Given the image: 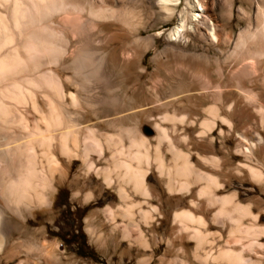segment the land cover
<instances>
[{
    "label": "rangeland",
    "instance_id": "rangeland-1",
    "mask_svg": "<svg viewBox=\"0 0 264 264\" xmlns=\"http://www.w3.org/2000/svg\"><path fill=\"white\" fill-rule=\"evenodd\" d=\"M83 1L94 8L115 9L122 14L121 17L126 16H123L126 21L122 24L105 19L81 29L87 12L79 14L65 4V8L62 5L63 8L56 7L49 16L45 14L51 22L49 25L45 23L41 31L51 35L57 44L55 56L68 62L79 48L78 36L83 35L85 38L94 36V45L86 48L100 49L104 59V64L99 66L93 57L82 58L77 68L61 72L59 88L63 96L53 93L51 100H63L70 118L77 128L82 129L83 136L86 134L84 128H95L102 134L115 136L118 127L113 121L120 117L127 118L124 123L127 128H132L137 122L139 136L150 142L152 157L157 136L151 129L155 123L165 124L160 125L161 128L175 139L181 152H190L195 167L217 180L221 188L214 192L215 197L223 199L235 195L233 202L247 209L250 217L242 216L239 219L240 228L231 233L240 214L216 216L218 202L198 199L199 185H193L189 194H169L166 180L158 176L153 163L145 177V185L152 195L149 203L157 207L159 213L150 214L146 219L135 211L128 216L105 213L107 207L116 211L121 205L115 177L106 188L103 180L95 177L92 171L86 175L87 166L82 161L83 148H80L71 166L60 158L68 175L56 189L52 212L48 213L43 207L36 209L34 220L24 224L23 233L11 235L5 255L0 256V264H17L26 258L38 261L36 252L45 242L55 244L61 264H228L223 257L227 250L240 257L239 264H264V89L259 82V73L252 68L254 64L262 68L264 77V56L250 59L247 55L264 50V40L259 43L252 41V34L264 27V8L257 11L247 0H178L168 17L157 0ZM196 1L204 7V13L198 23H189L188 19L185 20L188 16L187 4H195ZM260 1L264 5V0ZM0 10L3 11V8L0 7ZM181 21H184V27L177 38L170 39L171 31ZM203 22L212 28V35L218 42L211 39L212 43H209L210 36ZM55 25L58 28L59 25L71 27L73 31H68L67 36L60 35L54 30L57 29ZM65 37L71 41L67 42ZM227 55L235 57L240 84L250 90L255 100H246L244 94L238 95L231 87L227 79L229 63L223 62ZM216 58H219L223 70L222 80L218 79L215 71ZM78 71L88 75L82 77L85 87L90 80L86 95L102 98L101 110L95 112L91 106L88 108L80 102L77 83L73 84L71 80L73 75L76 78L79 76ZM255 79L258 82L251 85L250 82ZM218 87L225 92H222L220 103L214 100V91ZM168 100H174L169 112L177 111L178 117L193 119L196 125L188 128L176 123L174 133L169 123H160L164 110L158 105ZM209 108H214L216 115L226 120L231 129L218 119L212 132L199 139L197 134L202 131L199 124L204 118L211 120V116L203 113ZM30 113L27 112V120L33 126L38 118ZM133 135L132 131L127 133L123 150L129 148ZM183 136L189 139V149L176 142ZM239 142L243 150L235 154ZM162 143L164 162L171 165V155L166 152L167 144ZM132 148L129 150H136ZM90 150L87 162L92 163L96 171L109 168L110 163L105 160L110 158L111 152L103 150L100 158L95 149ZM197 156L214 157L219 164L217 167L205 166ZM250 171L254 172V177ZM182 178L179 179L184 180ZM127 195L130 199L128 203L142 201L129 189ZM190 201L203 207L191 218L186 216L180 223L175 221L176 214L189 210ZM251 225L253 231L246 239L245 231ZM43 230L47 232L43 234ZM90 230L102 237V244L90 237ZM139 234L142 235L141 241H137ZM28 245H32L34 250L26 256L23 250ZM11 254L16 256L13 263L9 262Z\"/></svg>",
    "mask_w": 264,
    "mask_h": 264
},
{
    "label": "bare ground",
    "instance_id": "bare-ground-1",
    "mask_svg": "<svg viewBox=\"0 0 264 264\" xmlns=\"http://www.w3.org/2000/svg\"><path fill=\"white\" fill-rule=\"evenodd\" d=\"M54 1L55 0H0V7L3 8V11L0 10V256L5 255L8 240H10L11 235L13 233L18 235L22 234L24 231V224L34 220L36 209L43 207L48 213L52 212L54 195L57 192L56 189L59 183H61V180H66L68 175L67 170L62 168L60 158H64L68 165L71 166L74 159L77 158L80 148H83L82 161L87 166L86 175L89 171H92L95 177L103 180L106 188H109L110 184L113 183V177H115V188L121 205L118 206L116 211L113 210L115 209L113 207H107L104 210L105 213L128 216L135 211L144 219L150 214L159 213L160 210L149 203L152 199V195L145 185V177L148 173L150 164L153 163L158 176L166 180L165 185L169 194H189L190 188L193 185H199L200 188L197 193L198 199L218 202L216 210L214 209V214L216 216H226L231 213L240 214L235 220V222L237 221L235 223V228L233 227L231 229V233H234L235 230L240 228L239 219L242 216L250 217L247 209L233 202L235 195L223 199L216 198L214 192L221 188L217 180L195 167L191 162V153L185 154L181 152L176 146L175 139L168 136L165 130L161 128L160 125L162 124L158 122V124H156L154 122L155 124L151 129L157 136V145L153 147L154 154L152 157L150 154V142L148 141L147 143L146 139L139 136V124L137 125V122L134 123L132 128H127L124 124L127 118L120 117L113 121L118 127V131H116L118 133L115 136L102 134L95 128H84L86 134L83 136L81 133L82 129L77 128V125L73 123L70 118L63 100H51V95L53 93L63 96L59 88L61 86L59 81V74L61 72L70 69L74 70L77 68L78 61L82 58L93 57L94 61L99 66L104 64V59L99 48V50L86 48L95 43L94 36L90 33L88 34L93 38L88 36V38L82 37L83 35L80 33L81 36H78L77 42L79 46L77 53L74 57L71 56L68 62H63L61 57H57L58 55L55 56L57 44L51 35L41 31V27L44 26L45 23L49 25L51 22L49 19L47 20L48 17L46 18L45 14L47 13L49 16L50 12H55L56 7L64 5L65 8V4L70 7L69 9L75 10L76 12L78 11L79 14L87 12V16L80 26L81 29L86 28L84 26H87V24H97V22L105 19L121 22L122 24L126 21H124L123 17L125 15L121 17L120 15L122 14H118V11L115 9L94 8L90 3L88 4L83 0H56L58 5H55L57 2L54 3ZM177 1L178 0H157V4L160 9L166 12L168 17H170L174 9L173 5L175 6V2ZM247 1L257 11H262L264 8L263 2L260 0ZM191 4H187L188 8L186 14L188 16H186L185 20L188 19L189 23L190 21L198 23V20L201 19V15L204 13V7L202 8L198 1H196L195 4ZM57 9L61 10L60 8ZM202 24L206 27L205 29H207L208 37L210 36L209 43H212V40L216 41L211 32L212 28H209L208 23L203 22ZM183 27L184 21H181L180 24L171 31L169 38L172 40L175 39ZM54 30L60 35L67 36V32L71 31L72 28L59 25V28L57 27V29ZM240 35L238 39H240ZM66 39L67 42L71 41L70 38ZM252 39V41H254L253 43L264 40V27L260 28L259 31H255L252 34ZM98 42L99 41L96 39V43ZM222 43L224 44L225 41ZM149 46H151V43ZM247 55L250 59H254L255 56L263 57L264 50L260 52H250V54ZM86 60L88 61V59ZM215 60L217 61L214 63L216 67L215 71L218 79L222 80L224 79V75L219 65V58ZM223 62L229 63V74L227 79L231 87H233L238 95L240 93L242 95L244 94L246 100H255L250 90L243 88L240 84L238 79V62L235 57L233 58L227 55L223 59ZM84 63H86V61ZM254 65H252V68L255 69L256 73H259V79H261L259 82L264 89L262 68H258L256 64ZM76 72L77 71H75V73ZM85 75H87V73H85ZM85 75L81 72L77 78L73 75L71 80L73 84L77 83L75 86L78 87L81 95L80 102L83 105H88V108L91 106L95 112L99 111L102 109L103 100L96 95H86V87L90 80L88 79L89 82L87 81L88 83L85 87L84 83L86 82L82 80V77ZM257 82L258 81L255 79L253 82H250V84L252 85ZM222 92L221 87L216 88L214 91L216 97L214 100H217L219 103L222 100V95L225 93L223 92L222 94ZM93 94L96 93L94 92ZM173 102L174 100H168L158 105L164 110L160 123H169L174 133L176 123L188 128L194 127L197 123L195 120H188V118L184 116L178 117L177 111H168L172 108ZM157 109L159 110V108ZM215 109L217 110L216 107ZM258 109H260V107H258ZM213 110L214 108H209L203 111L208 117L211 116V120L204 118L199 124L202 130L197 134L199 139L212 132L218 119L221 124L227 123L229 129H231L228 122L219 118L216 115L217 112ZM28 111L38 118L33 126H30L27 120ZM15 129L17 133H14ZM131 131L134 134V138L130 139L132 141H129V148L123 150V143L127 139V133ZM149 139L151 140L152 138L150 137ZM188 140L186 136H183V138H177L176 142L183 143L186 146L185 148L189 149L187 143L190 142H187ZM162 142H166L167 144L166 152L171 155V165H166L164 162L165 156L161 150L162 147H160L162 146ZM131 147L136 150H129ZM90 148L95 149V152L98 153L100 158L101 153L104 152L103 150L109 151V153L111 152L110 158L105 160L106 163H110V166H108L109 168L96 171L93 164L87 162L88 155L90 154L89 152L91 151ZM139 149H142V151ZM242 150L241 143L239 142L235 148V154L241 153ZM200 156L197 157L205 166L212 165L217 167V164H219L214 157ZM143 165L144 168L142 167ZM250 172L251 176L254 177V172ZM180 177H183L184 180L179 179ZM127 189H129L132 194L140 196L142 201H130L128 203L130 199L127 195ZM202 207L203 205L190 201L189 210L176 214L174 219L180 223L182 222V218L186 216L191 218L192 214L201 210ZM252 231L253 226L251 225L246 229L244 237L247 239ZM45 232L47 231L43 230V234H45ZM89 235L91 238H94L95 241L99 242V244L103 243L102 237L96 235L92 230L89 231ZM141 236L142 235L139 234L137 241H141ZM198 240L202 241V238H198ZM31 246L32 245H28L24 247L23 252L26 256L33 253L32 250H34V248L31 249ZM36 254L38 255V261H30L31 259L28 260L26 258L18 261L17 264H61L60 255L53 242H45L40 245L39 251H37ZM14 257L16 256L11 254L9 259L10 263H13ZM223 257L227 260L228 264H239L241 260L240 257L231 250H227L223 253Z\"/></svg>",
    "mask_w": 264,
    "mask_h": 264
}]
</instances>
